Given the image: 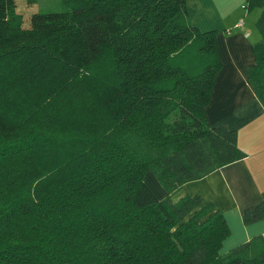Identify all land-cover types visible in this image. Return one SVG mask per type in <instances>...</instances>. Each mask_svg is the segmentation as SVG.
I'll list each match as a JSON object with an SVG mask.
<instances>
[{
	"label": "trees",
	"instance_id": "16d2710c",
	"mask_svg": "<svg viewBox=\"0 0 264 264\" xmlns=\"http://www.w3.org/2000/svg\"><path fill=\"white\" fill-rule=\"evenodd\" d=\"M31 3L33 0H25ZM22 25L0 0V264H264L180 186L244 157L203 107L220 63L184 0H62ZM244 77L264 107V0ZM149 171L165 195L143 183ZM246 225L264 203L239 212Z\"/></svg>",
	"mask_w": 264,
	"mask_h": 264
},
{
	"label": "crops",
	"instance_id": "0c3cea01",
	"mask_svg": "<svg viewBox=\"0 0 264 264\" xmlns=\"http://www.w3.org/2000/svg\"><path fill=\"white\" fill-rule=\"evenodd\" d=\"M241 2L184 0L189 24L199 31H215L220 67L213 76L208 102L203 107L205 121L209 127L234 130L236 145L244 157L183 183L170 200L198 196L220 211L228 235L222 240L218 254L256 236L264 240V218L244 225L239 216L240 210L264 203V107L244 77V69L253 63L250 45L258 38L254 28L258 12L242 11ZM249 14L252 17L248 21L242 20ZM143 183L156 200L164 197L163 189L149 171L144 173Z\"/></svg>",
	"mask_w": 264,
	"mask_h": 264
},
{
	"label": "rangeland",
	"instance_id": "374dc122",
	"mask_svg": "<svg viewBox=\"0 0 264 264\" xmlns=\"http://www.w3.org/2000/svg\"><path fill=\"white\" fill-rule=\"evenodd\" d=\"M229 1H231V0H229ZM241 1H242L241 2V5H242L243 0H241ZM14 3H15V11L20 14L23 26L27 25V23H28L27 19L31 13H34V12H57V11H61L65 8V5L63 4L62 0H33L31 3H27L25 0H14ZM242 11H244V10H242ZM251 11L258 12V9H252ZM250 17H252V14H249L248 16H246L242 20L248 21V19ZM145 180L148 181V178L145 177Z\"/></svg>",
	"mask_w": 264,
	"mask_h": 264
}]
</instances>
